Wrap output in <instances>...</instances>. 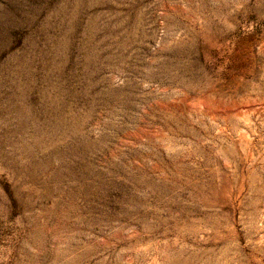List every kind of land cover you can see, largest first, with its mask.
Masks as SVG:
<instances>
[{
  "label": "rangeland",
  "instance_id": "374dc122",
  "mask_svg": "<svg viewBox=\"0 0 264 264\" xmlns=\"http://www.w3.org/2000/svg\"><path fill=\"white\" fill-rule=\"evenodd\" d=\"M0 264H264V0H0Z\"/></svg>",
  "mask_w": 264,
  "mask_h": 264
}]
</instances>
